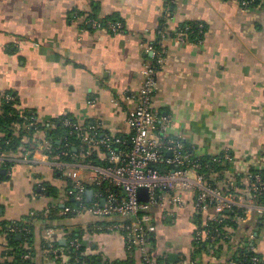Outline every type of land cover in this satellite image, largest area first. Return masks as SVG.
Masks as SVG:
<instances>
[{
    "label": "crops",
    "instance_id": "obj_1",
    "mask_svg": "<svg viewBox=\"0 0 264 264\" xmlns=\"http://www.w3.org/2000/svg\"><path fill=\"white\" fill-rule=\"evenodd\" d=\"M167 5L170 35L152 108L168 118V135L183 138L197 155L213 159L230 152L233 163L216 171L214 181L223 189L231 181L244 189L250 174L264 173V0L248 8L240 0H0V93L13 94L17 108L44 126L72 117L128 135V112L136 107L145 64L151 61L147 46L157 40ZM93 18L120 20L124 31L94 28ZM186 24L200 29L195 37L182 41L172 35ZM13 130L17 136L25 132ZM43 132L46 128L24 135L17 152L0 149V158L14 163L0 179V262L9 248L2 224L11 227L32 218V264H66L47 252L46 228L54 230L61 249L63 232H83L85 255L103 263L128 261L121 235L99 231L90 215H61L64 186L58 202L45 200L51 196L48 186L55 195L60 191L56 182L63 176L38 144ZM25 152L27 161L21 160ZM156 221L157 260L177 254L178 264L195 257L196 218L189 205L177 211L176 226L160 221V214ZM254 233L264 254V218L255 223ZM242 234L240 229L236 237ZM177 237H190L191 244ZM169 239L173 243L166 244ZM184 252L190 254L182 257ZM129 263L143 264L139 254Z\"/></svg>",
    "mask_w": 264,
    "mask_h": 264
},
{
    "label": "built area",
    "instance_id": "obj_2",
    "mask_svg": "<svg viewBox=\"0 0 264 264\" xmlns=\"http://www.w3.org/2000/svg\"><path fill=\"white\" fill-rule=\"evenodd\" d=\"M240 1L248 8L254 0ZM170 18L167 5L157 40L147 46L151 61L145 64L136 107L128 112V135L105 132L96 123H83L68 117L62 120V126L70 128L67 134L75 136L77 146L69 141L68 136H62L59 139L63 145L54 147L47 133H41L38 144L52 166L67 181L61 215L77 217L87 214L95 219L99 231L121 235L130 262L132 256L139 254L143 264H168L167 256L161 262L153 255L156 217L160 214V221L174 224L177 211L189 205L196 218L194 246L198 255L178 264H264V254L258 248L254 233L255 223L264 218L263 176L250 174V183L244 189L238 188L235 181L223 189L214 181L215 169L208 164L203 166L202 156L197 155L183 138L169 136L168 118H162L152 108L158 84L157 73L165 62L164 41L170 35ZM89 24L112 33L124 31L120 20L103 22L93 18ZM172 35L182 41L189 37L182 28ZM0 98L6 102L15 99L10 94H0ZM1 104L0 100V107ZM21 117L23 123L14 125L19 131L30 130L32 126L38 133L45 130L34 114L30 117L21 114ZM50 127L56 128V123ZM21 160H29L27 152L22 153ZM223 161L231 164L234 157L226 152L212 159L216 164H223ZM4 162L5 159L0 158V167ZM203 168L207 172H203ZM104 184H107L106 188L99 190ZM141 188L147 189L148 201L139 199ZM89 189L94 191L91 202L86 200ZM70 200L73 205H68ZM47 213L49 210L43 215ZM32 215L36 216L35 213ZM224 222L227 223L223 225ZM248 224L251 229L245 228ZM240 229L243 234L238 238L236 232ZM9 232L23 235L30 231L26 226L19 228L14 224ZM45 234L48 253L64 258L66 264H87L78 257L71 261V253L56 245L53 229L46 228ZM71 234V230L63 232L65 245L69 241L75 255L86 243L77 238L69 239ZM24 248L29 251L22 255V260L32 264L31 244L26 242Z\"/></svg>",
    "mask_w": 264,
    "mask_h": 264
},
{
    "label": "trees",
    "instance_id": "obj_3",
    "mask_svg": "<svg viewBox=\"0 0 264 264\" xmlns=\"http://www.w3.org/2000/svg\"><path fill=\"white\" fill-rule=\"evenodd\" d=\"M259 0H254L248 7H251L255 4L258 3ZM171 8V6H170ZM103 22L106 21H115L113 19H108V20H102ZM162 23V22H161ZM182 30H185L186 33H189V38L195 37L197 34V30L199 28H197L196 25L194 24H186V25H182L181 26ZM188 28V29H187ZM200 30V29H199ZM1 94V93H0ZM10 94V93H8ZM12 95L14 98L15 96L13 94ZM2 104H1V110L2 113L0 114V132L2 133V136L0 137V149L2 150V152L8 153V152H17L21 149L22 146V138L24 135H29L32 136L33 132H35L34 130V126H32L30 128V130L27 131H22L20 136H17L13 130L14 125L15 124H22L23 123V118L21 117V114L30 117L31 113L29 111H26L24 113H21V111L17 108V100L16 98L13 101L10 102H6L5 100L1 99ZM65 117L58 119L57 121H55L56 123V128H51L50 125H45L42 126L41 128H46V133L48 135V137L51 138L52 142H53V146L54 147H60L63 145V142H60V137L62 136H68L69 137V141L73 142V145L77 146L78 144V140L75 138V136H69L70 132V128H64L62 126V120ZM71 118L72 117H68ZM92 123V122H90ZM201 163L203 164V166L205 165H210L213 167V169H215V171H219V170H223V168H225L226 164L223 161V164H216L212 162V158H206V157H201ZM13 162L9 161V160H5V162L1 165L0 167V179L1 178H5L7 176L6 174V170H8L11 166H13ZM2 171H5V173H3ZM203 172H207V170L205 168L202 169ZM253 173H260L263 178H264V173L259 172V171H255ZM107 186V184H104V186L100 187L99 190H103L105 189ZM92 188V187H91ZM96 189V188H95ZM47 192L50 193L51 195L54 194V190L52 187H47ZM87 200V198H86ZM264 200V199H262ZM88 202V200H87ZM73 201H69L68 205H73ZM58 210L60 209V207H57ZM52 213V212H51ZM51 214L49 215L50 218ZM228 216H233L232 214H229ZM37 218H40L42 220L43 217H41L40 215L37 216ZM35 219V218H34ZM33 218L31 220H27L26 223L24 222H19L16 223L15 225L19 228L26 226L28 227L29 231L27 234L24 233L22 235L21 239L17 238L18 234L15 233H11L9 232L10 227L6 225V223L2 224V231L4 230L5 232L7 231V235H8V243H9V248L7 249V251L4 254V259H6V261H2L0 262V264H31L28 261H24L22 260V255L25 254L26 252H28V249L24 248V244L26 242H29V244H33L34 242V234H35V224L33 223L32 220H34ZM32 221V222H30ZM227 222H224V224H226ZM72 238H77L80 241H83V232H74L72 231V234L70 235L69 239ZM57 246H60L59 243L56 244ZM65 251H69L71 253V261H73L75 258H79L82 261H84L87 264H111L110 262H102L100 260V258L96 255L94 256H87L84 254V251L86 249V246H82V248L80 250L77 251V254H73L74 253V249L70 248V244L69 241L68 243L64 246ZM33 255L34 252L33 250H31ZM198 253V251L196 250L195 256ZM10 258H13L12 260H9ZM60 258V257H59ZM164 259L159 260L161 262H163ZM70 261V262H71ZM166 262L168 264H171V262L169 261V258L166 259ZM170 262V263H169ZM113 264H130L129 261L126 262H115ZM176 264V263H173Z\"/></svg>",
    "mask_w": 264,
    "mask_h": 264
},
{
    "label": "rangeland",
    "instance_id": "obj_4",
    "mask_svg": "<svg viewBox=\"0 0 264 264\" xmlns=\"http://www.w3.org/2000/svg\"><path fill=\"white\" fill-rule=\"evenodd\" d=\"M45 178H46L47 181L50 182V186H51V185H54V184H55L54 182H56V180H52V179H51V177H50V173H46ZM53 181H54V182H53ZM56 183H57V185L59 186L60 191L57 192L56 195L54 194V195H51V196L47 197V198L45 199L47 202H50V203H51V202H52V203H54V202H58V201H59V198H60V195H61V191L64 192V190L62 189V186H64V188L66 189L67 181L65 180V178H63V181L61 180V183H59V182H56ZM61 185H62V186H61ZM57 191H58V190H57ZM174 225H175V224H174ZM175 226H176V225H175ZM45 235H46V234H45ZM190 237H191V236H190ZM190 237H189V239H184V241H182V240H183L182 238L177 237V240L183 242L184 245H185L186 242H187L188 245H190V244H191V239H190ZM170 239H171V238H170ZM170 239H169V242H166V244H167V243H173V242H171L172 239H171V241H170ZM180 239H181V240H180ZM185 247H187V246H185ZM189 254H190V252H184V255H182V257L185 256V255H189Z\"/></svg>",
    "mask_w": 264,
    "mask_h": 264
},
{
    "label": "water",
    "instance_id": "obj_5",
    "mask_svg": "<svg viewBox=\"0 0 264 264\" xmlns=\"http://www.w3.org/2000/svg\"><path fill=\"white\" fill-rule=\"evenodd\" d=\"M146 191H147L146 188H141L139 190L138 197H139L140 200L148 201V196L146 195ZM93 194H94V191L92 189H89L87 191V200H88V202H91L92 201ZM17 238L18 239H21L22 238V235L21 234H18L17 235ZM169 259H170V262L171 263H176L178 261V259H179V256L177 254H170L169 255Z\"/></svg>",
    "mask_w": 264,
    "mask_h": 264
}]
</instances>
